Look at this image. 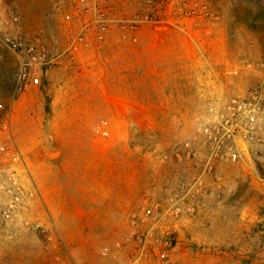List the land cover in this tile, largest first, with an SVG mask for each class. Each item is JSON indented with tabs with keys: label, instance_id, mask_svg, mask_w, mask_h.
I'll list each match as a JSON object with an SVG mask.
<instances>
[{
	"label": "rangeland",
	"instance_id": "rangeland-1",
	"mask_svg": "<svg viewBox=\"0 0 264 264\" xmlns=\"http://www.w3.org/2000/svg\"><path fill=\"white\" fill-rule=\"evenodd\" d=\"M86 4L110 20L71 54ZM16 32L47 48L36 84ZM257 92L264 0H0V264H129L162 246L144 231L169 264H264V118L230 107Z\"/></svg>",
	"mask_w": 264,
	"mask_h": 264
},
{
	"label": "built area",
	"instance_id": "built-area-1",
	"mask_svg": "<svg viewBox=\"0 0 264 264\" xmlns=\"http://www.w3.org/2000/svg\"><path fill=\"white\" fill-rule=\"evenodd\" d=\"M79 15L77 17L78 21L83 20L84 27L82 30L76 34L68 43V47L66 50H68L71 54H74L78 51H80L84 46H86V35L83 33L85 28L90 27L92 25L101 27L107 24V22L110 20L109 14L107 12V9L104 8H98L94 7L91 5H83L79 7ZM69 17V16H67ZM148 19V17L146 16ZM136 21L132 25V27H136ZM4 41L7 43V45L18 52L21 55V65H20V71H19V76L20 79L26 80L30 83H38L40 80V75L42 73V67L48 63V51L45 46V44L41 43L38 40H31L27 38L23 33L21 32H16V33H5L4 35ZM250 98L248 99H242V100H232L230 101V107L232 109H237V110H251L252 116L255 117V115L258 113L261 118H264V97L257 93H253L249 96ZM228 122L230 121L227 120ZM6 127V124H0V133L3 132L4 128ZM210 130L211 128L205 127L204 132L208 134L209 137H212L210 135ZM235 130L228 129L224 125H222V128L216 127L215 128V133L213 135L214 140L217 143H224L228 139H235ZM244 137L248 139H255L253 135L247 136L244 135ZM262 138H258L257 140H262ZM264 141V140H263ZM187 146L189 144L187 143ZM197 151H191L190 154H193L194 156L197 155ZM216 152L212 151L211 157L214 156ZM15 160H18V157H14ZM209 170H212V167H209ZM18 182L17 176L13 173L12 174V183L13 185L16 186ZM199 182L202 184L200 179L196 180V183ZM194 184V186L196 185ZM10 185L6 188V191H9L11 193V202L8 205V210H12L17 202L20 200L21 194L19 191L14 189V186ZM0 187L5 188L4 184L1 182L0 178ZM18 187V186H17ZM193 187V186H192ZM181 190H184V185L180 186ZM188 191H190L188 189ZM188 194V192H187ZM186 194V195H187ZM185 195L180 194L179 191L174 193V196L172 198V206L169 208V210H172V215L174 218L180 217V215L183 213L181 200L183 199ZM0 204H1V199H0ZM187 211H193L194 207L192 205L187 206L186 208ZM152 213V209L148 208L146 209L145 214H150ZM139 236H142V241L143 245H145L150 237H156L157 242L161 244L162 246L153 248L152 250L149 249L148 252L145 251V249H141L140 252L138 253L137 257L135 260L131 261L129 264H141L140 260H142L144 257H154L156 259L155 263L152 264H169L170 262V256L171 252L173 251L174 246L172 245V241L169 239L170 237L164 238V234L160 235V233H150V232H142ZM159 236H162L159 238Z\"/></svg>",
	"mask_w": 264,
	"mask_h": 264
},
{
	"label": "crops",
	"instance_id": "crops-1",
	"mask_svg": "<svg viewBox=\"0 0 264 264\" xmlns=\"http://www.w3.org/2000/svg\"><path fill=\"white\" fill-rule=\"evenodd\" d=\"M171 32H172V31H171ZM169 34H170V33H167V34H166V38H165V40H169V38H170V37L168 36ZM163 40H164V39H163Z\"/></svg>",
	"mask_w": 264,
	"mask_h": 264
},
{
	"label": "water",
	"instance_id": "water-1",
	"mask_svg": "<svg viewBox=\"0 0 264 264\" xmlns=\"http://www.w3.org/2000/svg\"><path fill=\"white\" fill-rule=\"evenodd\" d=\"M164 28L166 27V26H163ZM57 155V151H55V152H53L52 153V156L54 157V156H56Z\"/></svg>",
	"mask_w": 264,
	"mask_h": 264
}]
</instances>
